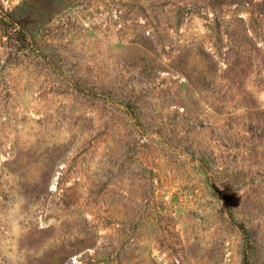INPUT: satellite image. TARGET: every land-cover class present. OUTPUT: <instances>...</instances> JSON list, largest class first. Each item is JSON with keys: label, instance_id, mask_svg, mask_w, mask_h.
Wrapping results in <instances>:
<instances>
[{"label": "rangeland", "instance_id": "obj_1", "mask_svg": "<svg viewBox=\"0 0 264 264\" xmlns=\"http://www.w3.org/2000/svg\"><path fill=\"white\" fill-rule=\"evenodd\" d=\"M0 264H264V0H0Z\"/></svg>", "mask_w": 264, "mask_h": 264}, {"label": "trees", "instance_id": "obj_2", "mask_svg": "<svg viewBox=\"0 0 264 264\" xmlns=\"http://www.w3.org/2000/svg\"><path fill=\"white\" fill-rule=\"evenodd\" d=\"M0 15L6 19H12V16H11V13H9L8 11L6 10H2L0 12Z\"/></svg>", "mask_w": 264, "mask_h": 264}]
</instances>
